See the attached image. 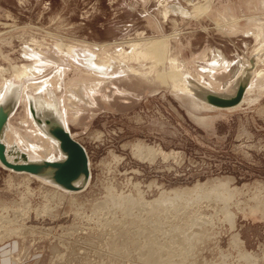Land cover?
<instances>
[{
	"label": "rangeland",
	"instance_id": "374dc122",
	"mask_svg": "<svg viewBox=\"0 0 264 264\" xmlns=\"http://www.w3.org/2000/svg\"><path fill=\"white\" fill-rule=\"evenodd\" d=\"M192 12L187 0H0V101L21 93L6 144L62 159L28 110L29 100L55 98L91 169L69 193L0 165V230H15L0 241V264H264V77H251L242 105L220 111L169 74L174 58L178 78L200 90L211 89L193 79L217 88L238 65L239 77L262 40L253 33L264 32V0ZM156 39L160 57L132 59ZM218 50L232 71L216 68ZM222 183L228 200L216 197Z\"/></svg>",
	"mask_w": 264,
	"mask_h": 264
},
{
	"label": "bare ground",
	"instance_id": "6f19581e",
	"mask_svg": "<svg viewBox=\"0 0 264 264\" xmlns=\"http://www.w3.org/2000/svg\"><path fill=\"white\" fill-rule=\"evenodd\" d=\"M205 2H202L203 3V11L204 12H208L211 8H212V3H213V1L212 0H204ZM187 2L188 3H190L191 5H193V7H196L198 4H202V3H200V2H198V3H194V0H187ZM178 12H181V14H183V15H192L191 13H189L188 11H187V9H185V8H183V7H179L178 8V10H177ZM163 15H164V19H167L168 17H169V15H170V10L167 8V9H165V11L163 12ZM201 17V16H200ZM227 26H228V24H227ZM259 27V26H258ZM220 28V27H219ZM228 28V27H227ZM221 29V28H220ZM257 30L253 33L254 35H256V38H258V37H262V40H261V43L258 45V46H256V48L253 50V53H254V55L256 56H253L254 57V65H252L251 64V61H250V65H247L245 68H247V67H252L251 68V73H252V75H251V77L253 76L254 77V75H256L257 77H258V79H260V78H263L264 76H262V77H259V76H261L260 75V69L258 68V65H259V62H262L261 61V58L259 57V56H262L263 54H264V32L260 29V28H256ZM222 30V29H221ZM235 30V29H234ZM223 31H225V30H223ZM222 31V32H223ZM168 38H169V36H167ZM163 38H166V37H163ZM162 38V39H163ZM259 38V39H260ZM161 40V39H160ZM168 40V39H167ZM159 42V41H158ZM157 42V39H156V43L154 42V43H152L151 44V46H154V48H155V46H157V51H156V53H159V52H162V50H161V46H162V43L160 42V43H158ZM58 47L60 48V49H62V50H64L65 48L64 47H66V46H64L63 45V42L62 43H59L58 44ZM100 46L99 45H97V48H99ZM102 49V48H101ZM98 50V49H97ZM67 53H73V49H67ZM103 51H104V49H103ZM103 55V54H102ZM155 55V53L153 54L152 53V51H150V50H148L147 49V47H145V48H137L136 50H134V55H133V57H132V59H135V60H137V62L139 61V60H141L142 58H144V60L146 59V58H153V56ZM253 55V54H252ZM109 56V55H108ZM121 57H122V59H124V60H126V59H128L129 57H127L126 56V54H124V53H121ZM258 58V59H257ZM130 59V58H129ZM170 60V63H171V65H172V67H173V64L177 67L176 68V71H172V72H170L169 74H170V76H171V78H172V80H173V83H174V86L180 91V92H184V93H189V94H191L192 96H194V97H196L200 102H202L204 105H206V107H208V108H215V107H213V106H211L210 104H208V103H206L203 99H202V97H201V95H200V89L199 88H196V87H194V86H192V84H189L186 80H182V79H179L178 77H179V74H178V72L180 71L181 72V70H182V67H180L179 66V62L176 60V59H174V58H171V59H169ZM146 61V60H145ZM126 62V61H125ZM131 62V61H130ZM102 64H104V65H107V62H103L102 61ZM130 64V63H129ZM1 67V66H0ZM17 69H20V68H17ZM175 69V68H174ZM13 70H14V68H13ZM132 71H135V72H137V70H135V69H131ZM3 71V69L2 68H0V72H2ZM15 71V70H14ZM13 71V72H14ZM262 72V71H261ZM3 73V72H2ZM26 74H29V71H27L26 70V67L25 66H23V68H22V70L21 71H19V73H18V77L20 78V79H22V78H24V76L26 75ZM2 76V75H1ZM250 83L252 84V81H251V79H250ZM249 83V86H248V88H247V90H246V93H245V95H244V97H243V99H242V101H241V103L239 104V105H237V106H235V107H232V108H236V107H239L240 105H242L243 104V102L244 101H246V99H247V96H248V94L250 93V86H251V84ZM81 86V85H80ZM202 86L203 87H206V88H210V89H212V87L210 86V85H205V84H202ZM71 91V90H70ZM202 91V90H201ZM78 93H80V92H78ZM20 95H21V93L19 92V90H18V88L17 89H14V90H9L8 92H7V94L5 95V97L2 99V101H0V105L1 104H3V105H7V106H9V107H11L10 109H11V111H10V113H11V116H10V119H11V117H12V115H13V112H14V108L16 107V105H17V103H18V100H19V98H20ZM232 108H226V109H232ZM217 109H219V108H217ZM29 114H30V116L32 117V119H33V121L36 123V125L38 126V128L41 130V132L42 133H44V135L46 136V138L49 140V141H52V142H54V143H56L57 145H58V147H59V149H60V143H59V140L57 139V138H55L54 136H52L50 133H49V131H48V127H49V123H50V121H56V122H61V123H63L62 122V120H61V117H62V113H61V109H60V105H59V102L55 99V98H53L52 100L51 99H49V100H47V99H43V98H41V99H33V100H29ZM50 110H53L54 112H52V111H50ZM10 119H9V121H10ZM9 121H8V123H7V125H6V129H5V131H4V136H3V141L5 142V134H6V131H7V129H8V125H9ZM64 125V124H63ZM65 126V125H64ZM66 127V126H65ZM67 128V127H66ZM40 133V132H39ZM5 144H6V142H5ZM6 146H7V156H8V159L9 160H11V161H16V162H21V161H24V159H22L21 158V153H23L24 151H22L17 145H14V146H8L7 144H6ZM141 147V146H140ZM147 148V147H146ZM139 149V148H138ZM144 150V149H143ZM147 150H149V152H151V151H153L155 154H156V152L152 149L151 151H150V149L148 148ZM60 151H61V149H60ZM141 152V151H140ZM26 153V152H25ZM61 153H62V155H63V158L65 157V154L61 151ZM144 153V152H143ZM148 153V152H147ZM146 153V154H147ZM154 153H153V155H154ZM27 154V153H26ZM151 153H149L148 155H150ZM139 155V154H138ZM147 155V156H148ZM139 156H142V154L141 155H139ZM143 156H145V154L143 155ZM151 156V155H150ZM153 157V156H152ZM62 158V159H63ZM142 158V157H141ZM62 159H59V160H62ZM43 160H45V159H41V160H37V159H33L32 157H30V155H28L27 154V161H29V162H39V161H43ZM47 160H50V159H47ZM59 160H52V161H59ZM0 164L3 166V167H5L1 162H0ZM89 164H90V160H89ZM6 169H7V167H5ZM9 170H12V171H15V172H19V173H25V174H28V175H30V176H32V177H36V178H38V179H41V180H43V181H45V182H51V183H53L54 185H55V187H57V188H59L60 186L58 185V184H56L54 181H53V179H52V177L50 176V174H42V175H36V174H31V173H28V172H23V171H16V170H13V169H11V168H8ZM91 179V178H90ZM89 182H90V180L88 181V182H83L82 183V187H86L88 184H89ZM229 182V181H228ZM78 183H80V181L78 182ZM207 184V183H206ZM223 184H225V183H222L221 184V186L219 187L218 186V189H216V190H219L218 191V193H217V196L216 197H219V198H221V199H224V200H228V199H230V195H231V193L232 192H230L231 190H229L227 187H228V184H227V187H226V185L224 186ZM230 184V183H229ZM205 185V184H204ZM208 185V184H207ZM213 185H215V184H213ZM213 185H210V186H212V187H214ZM217 185V184H216ZM198 186V185H197ZM201 186V185H200ZM200 186H198L197 188H199ZM204 187V186H203ZM62 188V187H61ZM207 189V188H206ZM213 189V188H212ZM234 189V188H233ZM62 190H65L66 192H69V193H78V192H81L83 189H80V190H68V189H62ZM186 190H188V189H186ZM193 190V189H192ZM192 190H189L188 192L191 194V192H192ZM56 191H58V190H56ZM183 192H184V190H182ZM214 191H215V188H214ZM237 191V190H236ZM178 192V191H177ZM59 193V192H58ZM61 193V192H60ZM59 193V196H61V194ZM175 193V192H174ZM187 193V192H186ZM204 193V192H203ZM209 193V192H208ZM56 194H57V192H56ZM55 194V195H56ZM171 194V193H170ZM179 194V193H178ZM177 194V195H178ZM180 194H182V193H180ZM185 194V193H184ZM58 195V194H57ZM63 195V194H62ZM122 196V195H121ZM184 196V195H183ZM55 197V196H54ZM162 197V196H161ZM197 197V196H196ZM213 197H215V196H213ZM165 198V197H164ZM174 198V197H173ZM178 198H179V195H178ZM207 198V197H206ZM62 199V198H61ZM60 199V200H61ZM119 199V198H118ZM117 199V200H118ZM175 199V198H174ZM195 199V198H194ZM217 199V198H216ZM177 200V199H176ZM210 200V199H209ZM122 201V200H121ZM222 201V200H221ZM2 202V201H1ZM120 202V201H119ZM154 202V201H153ZM159 202V201H158ZM22 203V202H21ZM118 203V202H117ZM122 202H120V204H121ZM132 203V202H131ZM152 203V202H151ZM122 204H124V203H122ZM185 204V203H184ZM26 205H27V203H26ZM96 206V205H95ZM156 206H157V204H156ZM19 207V206H18ZM25 209V208H24ZM100 209V208H99ZM52 212V211H51ZM231 212V211H230ZM158 213V212H157ZM159 214V213H158ZM233 215V214H232ZM24 218V217H23ZM231 218V217H230ZM232 219H234V218H232ZM13 221V220H12ZM234 221V220H233ZM200 223V222H199ZM198 223V224H199ZM14 224V223H13ZM231 224H233V223H231ZM3 225V224H2ZM189 225V224H188ZM1 226V225H0ZM24 227V226H23ZM19 229H21V228H19ZM18 229V230H19ZM23 229V228H22ZM32 230V229H31ZM13 231H15V230H13ZM13 231L11 230H4V231H2L1 232V230H0V241L2 240V242H3V240H5L6 238H10V236L11 235H14L13 234ZM22 231V230H21ZM25 231V230H24ZM23 231V232H24ZM11 232V233H10ZM16 232H19V231H17L16 230ZM180 234V233H179ZM19 236V235H18ZM21 236V235H20ZM199 238V237H198ZM236 238V237H235ZM240 241V240H239ZM1 243V242H0ZM187 242L185 241V244H186ZM246 253V252H245ZM244 256V255H243ZM246 256H247V253H246ZM19 257V256H18ZM249 258H251L252 256L251 255H249L248 256ZM17 258V257H16ZM18 259V258H17ZM19 261V260H18ZM252 261V260H251ZM248 262V261H247ZM253 263V262H252Z\"/></svg>",
	"mask_w": 264,
	"mask_h": 264
},
{
	"label": "water",
	"instance_id": "95a60500",
	"mask_svg": "<svg viewBox=\"0 0 264 264\" xmlns=\"http://www.w3.org/2000/svg\"><path fill=\"white\" fill-rule=\"evenodd\" d=\"M240 61L242 60H239L238 64ZM250 61L251 64L254 65L253 56L250 57ZM235 64L237 63L234 62L231 68L227 70L232 71ZM238 67L240 66L238 65L237 68L233 70V75L229 80L233 79ZM251 68L252 67H247L241 75L237 77L238 85L234 91L231 92L227 89H223V86L219 91L204 89L199 91L202 99L211 106L219 108V110L239 105L250 83ZM196 81L197 80L193 79L196 86L201 87L202 84ZM226 82L219 83L224 85ZM10 108L11 107L7 105H0V162L7 167V170L8 168H11L16 171H23L36 175L50 174L53 181L60 186V189H84L85 187H82V183L88 182L91 178L88 152L85 146L75 137V135L73 136L70 130H68L61 122L50 121L48 131L52 136L59 140L60 149L65 154V157L62 160L52 161L45 159L39 162H29L27 161V154L25 152L21 153V158L24 159V161L16 162L8 159L7 146L3 141V136L6 125L11 116ZM79 181L80 183H78ZM49 184L55 187L53 183L49 182Z\"/></svg>",
	"mask_w": 264,
	"mask_h": 264
},
{
	"label": "crops",
	"instance_id": "0c3cea01",
	"mask_svg": "<svg viewBox=\"0 0 264 264\" xmlns=\"http://www.w3.org/2000/svg\"><path fill=\"white\" fill-rule=\"evenodd\" d=\"M213 1V0H212ZM212 10V8L208 11V12H204L203 11V3L202 4H198L196 7H193V12L194 14L198 15V16H206L210 11ZM237 19L234 20V22H236ZM230 23H228L229 25ZM226 27L227 24L225 25ZM234 62H230V60L227 57H224L223 52H221L220 50H218V56H217V61L215 63V65H217L216 68L219 69V66H226V67H231L233 65ZM186 64V63H185ZM187 65V64H186ZM236 77H238V72H236L233 76V79L227 81V84L225 83L224 85H220L219 81L217 80V84L219 85L217 88H213L211 90L213 91H219L220 88L223 89H227L229 90L230 86L232 85L233 81L236 79ZM219 89V90H218Z\"/></svg>",
	"mask_w": 264,
	"mask_h": 264
},
{
	"label": "flooded vegetation",
	"instance_id": "af4514ba",
	"mask_svg": "<svg viewBox=\"0 0 264 264\" xmlns=\"http://www.w3.org/2000/svg\"><path fill=\"white\" fill-rule=\"evenodd\" d=\"M225 30H226V29H225ZM155 43H156V42H155ZM150 51H152L153 54L155 53V55L153 56L154 58H158V57H160V56L162 55V53H163V52L156 53V51H157V46H155V48H153V50H150ZM261 71H262V72H261ZM259 73H260V75H261V76H259V77L264 76V70H263V69H261Z\"/></svg>",
	"mask_w": 264,
	"mask_h": 264
}]
</instances>
